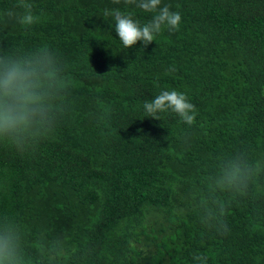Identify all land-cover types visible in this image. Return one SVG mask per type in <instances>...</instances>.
<instances>
[{"label": "trees", "instance_id": "obj_1", "mask_svg": "<svg viewBox=\"0 0 264 264\" xmlns=\"http://www.w3.org/2000/svg\"><path fill=\"white\" fill-rule=\"evenodd\" d=\"M0 0V53H54L67 87L50 132L23 151L0 142V221L24 230L30 264H264V170L243 194L209 183L223 160L264 166V0H162L182 20L125 48L105 9L120 0ZM164 90L195 105L191 125L143 105ZM216 213L227 224L222 231Z\"/></svg>", "mask_w": 264, "mask_h": 264}, {"label": "clouds", "instance_id": "obj_2", "mask_svg": "<svg viewBox=\"0 0 264 264\" xmlns=\"http://www.w3.org/2000/svg\"><path fill=\"white\" fill-rule=\"evenodd\" d=\"M125 2L155 13L150 21L141 25L130 13L125 14L118 8L105 9L104 16L115 21V31L125 48H131L138 41L147 46L165 28L178 30L181 14L172 11L170 5L162 4V0ZM20 7L24 9L22 14L9 10L3 15L15 17L23 26L38 22L39 17L33 13L29 0H20ZM66 87L59 61L47 48L31 54L0 53V142L23 151L50 132L60 111L57 102ZM143 107L148 117L155 119H158L157 113L171 110L188 125L197 115L195 105L189 102L186 94L177 90H164L151 101H146ZM262 170L264 166L249 163L243 155H236L220 163L219 171L209 183L213 192L243 194ZM212 220L217 221L222 231H228L227 224L219 220L215 212L211 216L205 215L206 223ZM24 235L21 226L7 216L0 221V264H30L23 251ZM41 255L48 257V264L56 259L47 249L42 248ZM195 259L205 264V257L198 255Z\"/></svg>", "mask_w": 264, "mask_h": 264}]
</instances>
